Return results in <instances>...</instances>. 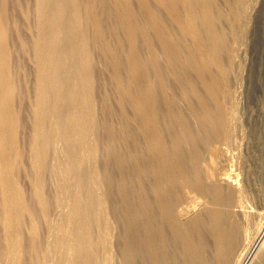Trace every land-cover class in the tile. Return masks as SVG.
<instances>
[{
	"label": "bare ground",
	"instance_id": "obj_1",
	"mask_svg": "<svg viewBox=\"0 0 264 264\" xmlns=\"http://www.w3.org/2000/svg\"><path fill=\"white\" fill-rule=\"evenodd\" d=\"M213 1L215 2V0H35V2L33 1L35 3L34 13L36 16V18L34 17V20L32 19L33 14L32 11L30 12L26 0H0V258L5 259L7 264L20 263L18 260L21 257L20 250L22 252V249H20L21 245L19 244V237L24 236V234L19 236V231H21L20 229L23 224V218L26 217L30 221V224H27L30 228L27 229L30 231V233L28 232V237L32 239L34 235L36 237V234H39V231L34 234L35 228L33 224H37V222L34 223L32 221L33 218H31L35 211L31 216L30 212L32 211L27 208L28 204H25L23 200L25 198L22 197V192H20L22 187L20 188L17 186L18 184L15 183L17 179L15 180L16 177H14L15 165H17L18 158L22 156V151L19 156L18 150L16 149L18 148L16 147V142L17 135L19 133H17V127L20 125L19 115H21L20 112H22L23 109L27 108L26 105L29 106L28 103L30 102V99H32L28 91L29 89L26 87L28 78L25 61H30V59H32V64L35 67L34 70H36V86L34 89L35 97L33 96L35 99L34 108H30L29 106L28 110L31 111L29 115L26 114L25 117L26 125L29 123L28 125L31 129V131H29L30 133L28 132L29 138L32 141L30 143H34L32 145H38L37 141L44 136V126L48 125V121H51L49 118L54 112L52 111V107H54L52 103L56 104L57 102L53 97H57L56 99L58 100L60 97L58 96L60 88L62 86H71L67 96H65V94V97H63L68 100V103L66 101L67 104H70L72 108H75L77 111L75 112L78 113L79 117H76V114L73 113V117L71 119L69 118V123L67 121V123L71 124L70 126L72 127L68 125L71 131H69L68 136H66V141L70 145L74 142V140H76L74 138L77 136L74 137V135L77 129H79V124L89 130L87 133H91L93 131L97 134L98 138L95 136V133L94 138L99 140V150L102 155L101 172H99L101 175L99 178L102 176L101 179L106 186V196L103 199L107 198L113 203V212L121 226V234L120 239L118 240L119 245L117 249L121 258L120 263L250 264L247 263V261L250 258L249 256L252 251L258 247L262 233L261 230H257L258 228L256 229L254 227L255 219H257V214L255 213L257 211H255V213H251V210L246 211V200H243V194L241 195L238 191L239 187L233 184L232 186L228 182L232 175V173H230L231 169L227 172L228 170L225 168H228V166H225L224 168L223 165L225 163L222 164V158H225L224 151L227 152L228 150H224L221 145L224 146L228 143L227 138L229 136L227 137V131L231 126V120L229 118V115L231 114L228 111L229 109L227 110L226 108L227 105L225 106L227 99L225 100V92L224 89H222L224 86L222 87L221 78H224L226 81V76H224V74L220 75L221 68L219 69V64L221 62L219 63V60L223 59H220L219 57L220 52L222 53L221 50L223 49V46L226 50L227 44L225 43L226 45H223V43L226 36L228 40L229 32H227V35L223 33L225 36H221L223 29L219 31L220 35L216 33L218 27L217 30L215 27H221V25L224 24H221V22V25H215L218 21L220 22V14L217 17L218 21H216L217 18L215 13L217 14V12L214 13V11H218L220 8L216 5L218 3L214 5ZM236 4L239 3L236 2ZM236 4L234 5L235 8ZM229 5L232 4H228L226 6L228 7ZM244 5L246 4L244 3ZM214 7L218 10H214ZM241 9L243 10V8ZM237 10H232V13L237 12ZM238 12L240 11L238 10ZM241 13L240 15L243 16L244 14L242 15ZM228 14H230V12ZM226 15H224V17H227ZM236 17H238V13ZM222 18L221 14V21L224 20V18L223 20ZM234 18L232 20H234ZM30 19L35 21V29L33 28L32 31L30 30L32 28L29 24ZM237 19L238 18H236V21H240V17L238 20ZM32 20L31 22H33ZM242 22L240 23L242 24ZM223 23H227V21ZM230 24H232V22ZM234 24H236L235 20L232 25L234 26ZM237 25L238 23L235 26L237 27ZM240 27L239 29H241ZM229 29L231 30L233 27H230ZM235 30H238V28ZM241 30H243V26ZM10 40H13L12 42L14 44V46L11 47L14 48L12 49V51L14 50L13 53L19 52L22 54L21 59L23 58L22 60L18 58L14 66L11 65L12 63L10 64V56H12L10 55V50L8 48ZM34 40H37L35 41L37 43V47L36 52L33 51L34 53L31 58V56H28V52L30 46L33 44L35 45ZM86 43L88 45L89 43H92V45L97 48L99 53L98 55L101 64L97 71L98 75L101 74L103 77L105 72H107L108 75V77L102 78V80L100 79L98 82V86L102 92L100 96L101 106L99 105L100 113H98L100 115V119L98 122L94 119L95 114L93 115V111L91 110L93 105H91V101L93 102L91 99V91L94 88H92V82L94 83V81H92L91 61L89 58L90 55H88L89 53ZM13 44L11 43V45ZM34 45L32 47H34ZM32 47L30 48L31 50ZM227 48L228 52L226 53H229L230 46L227 45ZM19 53L17 55H19ZM223 54H221V56H223ZM226 55L228 54H225L223 58ZM229 56L231 58V55ZM234 57L236 58V56ZM228 59H226V61ZM227 62H229V60ZM223 64L220 65L226 71L227 68L222 66ZM232 67H234V65ZM222 71L223 70H221V73ZM225 71L223 73H227ZM12 73L17 75V80L11 77ZM222 75L224 77H222ZM71 83L73 85H71ZM107 85L112 87L111 91L113 97H109L106 93ZM98 90L99 89H97V92H99ZM64 91L62 92L64 93ZM52 98L54 99L52 101L56 102L50 103ZM61 99L62 98L60 97V100ZM61 102L62 100L59 103L61 104ZM48 104L52 105L51 114L49 113L50 110H48ZM67 104L65 106H67ZM56 107L54 108L56 109ZM68 107L69 106L66 107V110ZM71 107L68 109L70 110ZM60 108L62 107L58 106V109ZM24 111L25 110H23L22 114H25L26 111ZM59 111H61V109ZM62 112L61 114L63 116L66 115L64 114L65 112ZM55 113L56 112H54L53 115H55ZM53 115L52 117H54ZM22 118L23 116L20 117L21 121L24 120ZM79 119L80 121L81 119L83 120V122L81 121L83 124L81 122L79 123ZM56 122L55 118V124L53 125L58 126ZM50 125L52 126V124ZM22 126H20V129L23 130ZM63 126H65V124ZM59 127L61 130V125H59ZM64 128L65 127H63V129ZM51 130L50 134L52 135L54 128H51ZM24 132L26 136L27 128ZM22 133L19 135L24 136V133ZM78 133L79 135L85 134V132ZM50 134L48 135L47 133V136L45 133L47 136L45 140L47 142V146L51 145L52 137ZM64 135L65 134L63 133L61 136L62 138H60L62 141L65 140V138H63ZM86 135L87 134L83 136L84 140L87 139L85 137H88ZM83 137L81 139H83ZM88 139L90 140V138ZM43 140L44 139L41 141ZM57 141L53 138L52 144ZM62 141H58L59 144ZM21 142L23 143V141ZM86 142L89 143V141ZM76 144L79 145V143ZM69 145L66 148H62V146L58 148L59 150H67L68 148L67 152L72 154L71 148L74 150L75 145L73 144L74 146L72 145L73 147L71 148V145ZM52 146L54 147V145H51V149ZM32 147L34 148V146ZM75 148L77 153L79 150L77 151V147ZM31 149H29L30 152ZM47 149H49V147L46 148V150ZM90 149L92 150L91 147ZM34 150V152L32 151L34 155H32L35 157V160H39L43 150L40 152V150H37L36 147ZM61 150L58 151L59 156L60 154L63 155L65 152L64 150L62 153ZM96 151L97 149L94 148L93 155L98 153V151ZM47 152L49 153V151ZM68 153L67 155H69ZM75 155L72 156L75 157ZM88 155L91 156L92 154ZM44 156L46 157L48 155H45L44 153ZM77 156L75 158H78ZM74 157H70V159L73 160ZM84 157H86V155ZM67 158L69 159V157ZM67 158L65 160H60L59 163L61 164V161H66ZM57 159L59 158L56 157V161ZM88 159L87 162H90V158ZM38 160L36 161L38 162ZM42 160L40 159L39 161ZM82 160L84 161V159ZM82 160L80 159L77 162V160L75 161L74 159L73 162H77L78 164H76L80 165L81 163L79 162ZM227 161L228 160L226 158V162ZM223 162H225V159ZM32 163L30 164L32 165ZM64 163L63 165H59L60 167L62 166V169L63 166L66 165ZM230 163H226V165H230ZM38 164L40 163H37L36 168L39 169L41 164ZM82 164L80 166H82ZM68 165H70V163L66 166ZM77 165L76 168L71 170L78 179L74 178L75 176L72 178L78 180V185L82 187V190H84L85 193H83L85 194V197H83V195V199L80 201L82 197L78 196L80 200L75 201L73 200L75 197L72 196L74 203L77 202L79 206H83L84 210L83 212L82 210L81 212L76 211V209L79 208L76 203L75 206H77V208H73L75 210V213H73L74 215L72 217L67 216L70 221L68 220L65 222L67 229L70 225H67L66 223L70 222V224L73 223L74 225L73 231L70 227L68 230L72 231L71 235L67 233V231L65 232L64 229L65 233L74 238L73 243H75L74 245H71L74 247H72V250L74 249V258H71L72 260L68 258V260L71 261L70 264H78L81 260L79 258L83 256L82 254L87 251L91 253L89 250L90 239L87 235L89 233H86L88 230H86L87 223L85 218L86 214L88 216L89 208H91V199L93 196L95 197L96 194L91 187L92 180L94 179L92 177L94 174L92 177L90 176L91 173L89 175L87 172L86 173L89 176L83 175L84 172L81 175L83 170L80 167L82 171L79 173V166L77 167ZM33 166L35 167V164ZM57 166H53L52 168L55 167V170ZM17 167L18 171L21 170L19 169V166ZM42 168H40V171ZM69 168L66 167L65 169L69 170ZM22 169L23 170L21 171H24L23 165ZM62 169H60L61 172L65 173ZM61 172H59V174ZM69 172L71 171L69 170ZM259 172L260 171H258V173ZM16 174H18V172ZM233 175L238 177L239 174H236L235 172ZM65 178L64 180H67ZM58 179L60 178L58 177ZM70 180L72 182L71 178ZM94 180L96 181L97 179L95 178ZM38 181H40V179L34 183L36 188V197L32 199L37 200V204L41 207H36L38 211H41L37 214L40 215L41 213L42 215L43 213L44 215L46 214L45 211L48 209L45 204L47 200H45L42 196V190H40L41 187H39L41 184L39 183L40 185H38ZM67 183L69 184V179ZM74 183L75 182H73V184ZM94 183L95 182H93V185ZM235 184H238L237 181ZM76 185L74 188L72 186V188L75 189ZM96 185L98 186V184ZM64 186L69 187L66 183ZM234 186L238 190L234 188ZM32 187H34V185H32ZM81 187L79 189H81ZM64 188L62 186V189ZM73 189L70 190L68 188V190L72 191V193ZM56 190L58 191L59 189L56 188ZM76 192H78V190H76ZM80 192L81 191L79 190V193ZM79 193L77 194L79 195ZM67 197L68 195L66 198ZM101 197L98 198L97 196V200L100 199L101 201ZM30 201H28V203ZM72 203L69 205H72ZM69 205L67 206L68 208L70 207ZM30 206H33V203ZM94 206L97 208V205ZM94 206H92V209ZM98 206L102 205L100 204ZM67 207L65 206L64 208ZM99 208L101 209V207ZM71 209L72 207H70V212H72ZM66 211L68 212V210ZM94 211L96 212L97 210L94 209ZM93 214V212L91 213V216L89 214V218L92 219V216H94ZM26 218L25 223H28ZM39 218L42 219V216ZM64 220L66 221V216L63 221ZM44 223H46V221ZM95 224L97 223L95 222ZM257 224L258 225L256 226H260L259 223ZM261 226L260 229L263 228V226ZM37 227L36 229H39ZM90 227L92 228V226ZM59 228H56L55 231L53 227L54 231L52 229L51 230L53 233H57L60 232L57 231ZM51 230H49V232ZM61 230L63 231V227H61ZM91 230L92 229H90V231ZM65 233H61L63 234V239L68 237ZM30 238L26 239L29 240ZM42 238L44 237L42 236ZM100 239L103 238L101 237ZM69 240L71 241L70 238ZM103 240L101 241L104 242ZM101 241H99V243ZM28 242L25 243L27 244ZM34 242H29V244ZM36 242L38 244L39 241ZM59 242L62 243V241ZM66 242L67 241H64L63 243ZM71 243L72 242H70V244ZM93 243L94 242H92V244ZM44 244L46 247V244L49 243L47 241ZM24 245H22V247ZM39 245L41 244L39 243ZM59 245L61 246L60 243ZM96 245L94 244L93 247ZM54 246L53 248H55ZM41 247L40 250L43 251L44 249H41ZM65 247L67 248V246ZM65 247L63 245V248ZM34 248L36 249L37 247ZM23 249L25 250L26 248ZM35 249H33V251ZM60 249L59 253L62 252V255H64L65 252L63 253ZM36 250L39 252V249ZM47 250L44 252L46 255L49 252ZM66 250L69 251L68 248ZM51 252L53 253L52 250ZM33 253L31 254L32 256ZM59 253L57 250V255L53 253L52 257L61 255V253ZM70 253L71 252H69V254L67 253L68 256ZM24 254L26 253H23V256ZM36 255L38 256V254ZM43 255H41L42 259ZM27 256L29 257L30 255L26 254L25 258L28 259ZM65 257L63 258L64 260ZM85 257L87 256L85 255ZM46 258L49 259L48 257ZM85 259L88 258H82L80 261L81 264L86 261ZM105 259L107 260V258ZM252 259L253 261L251 264H264L263 251L259 250ZM39 261L35 263L37 264ZM92 261L91 264L93 263ZM22 262L21 264H23ZM43 262L44 261L39 263L43 264ZM46 262L47 261H45V264ZM57 262L59 263V260ZM87 262L89 263L90 261ZM1 264H3V261ZM60 264H62L61 260ZM83 264H85V262Z\"/></svg>",
	"mask_w": 264,
	"mask_h": 264
},
{
	"label": "rangeland",
	"instance_id": "obj_2",
	"mask_svg": "<svg viewBox=\"0 0 264 264\" xmlns=\"http://www.w3.org/2000/svg\"><path fill=\"white\" fill-rule=\"evenodd\" d=\"M35 0H26V2H27V4H28V8H29V10H30V12L32 11V19H34V17L36 18V16H35ZM238 2L239 4H236V2ZM241 1V2H240ZM243 0H215V2H214V5L216 4V3H218V4H216L217 6H219L218 8H220L219 10L216 8V7H214L215 9L214 10H218L219 11V13H218V11H214V13L215 12H217V14L215 13V15H216V18L219 16V14H220V16H219V20H220V22L218 21V18H217V20L216 21H218L217 23H215V25L216 24H220L221 22V24H224V25H221V27L220 26H216L215 27V29L217 30V27H218V32L219 31H221L222 29V31L223 32H221V36H223L224 34H228L227 32H229V34H230V36H229V34H228V40H227V36L225 37V39H224V37H223V39L225 40L224 41V43H223V45L226 43L228 46H230V49L232 50H230L229 49V53H226V52H228V48H227V45H226V50H225V47L223 46V49L221 50L222 51V53L220 52V59H223V60H219V63L220 64H223V63H226V64H223L222 66H224L225 68H227L226 69V71L224 70V68H222L221 67V65L219 64V69H220V75L221 74H224V76H226V81H225V79L224 78H221V81H222V89H224V92L226 93H224V96H225V100H226V102H225V106H226V108H227V110L229 111V113L231 114V115H229V118H230V120H231V126H230V128H228V131H227V133H228V135H227V142L228 143H226V145H221V147L222 148H224V150L226 149V150H228L227 152H225L224 151V157L225 158H222L223 160L225 159V162H223V160H222V164H224L223 166H224V168H225V166L227 167L228 166V168H225L226 170H228L227 172H229L230 170L229 169H231V171H230V173H232V175H233V173H235L236 172V174L238 173L239 175H238V177H236V175L234 176H232L231 175V177H230V180L228 181L231 185L233 184V185H235V186H237V187H239V190L234 186V188H236L239 192H240V194L242 195V197H243V200L245 201V208H246V211L248 210V211H250L251 210V213H255V211H257L255 214H257V219H255V222H254V227L257 229V230H261V233H262V235H261V238H260V241H259V243H258V247H256L255 248V250H253L252 251V253H251V255L249 256L251 259L255 256V254L259 251V250H262L263 251V253H264V0H244L243 2H242ZM246 1V2H245ZM25 2V3H26ZM227 2H228V4H232V5H229L228 7L226 6V5H228L227 4ZM234 3V4H233ZM243 3V4H242ZM244 3L246 4V5H244ZM250 3V4H249ZM236 4V8H235V5ZM221 5V6H220ZM238 5V6H237ZM240 5V6H239ZM230 6H232V7H230ZM242 6H244V7H242ZM237 7H241V8H243V10L241 9V8H237ZM231 8H232V10H234L235 9V11L238 9L240 12H238V10H237V12H235V11H233V12H235V13H232V10H231ZM244 8H245V10H244ZM222 10V11H221ZM228 10V11H227ZM247 10V11H246ZM249 10V11H248ZM220 11H221V13H220ZM224 12V13H223ZM230 12V14H228ZM242 12V13H241ZM244 12V13H243ZM237 13H238V17H236V15H237ZM240 13L244 16H241L240 15ZM246 13V14H245ZM221 14H222V17L224 18V20H223V18H222V20L223 21H221V19H220V17H221ZM227 14V15H226ZM233 14V15H232ZM235 14V15H234ZM224 15H226L227 17H224ZM231 15H232V17H231ZM248 16V17H247ZM231 19H230V18ZM235 17V18H234ZM239 17H240V21L238 20L239 19ZM226 18H227V20H226ZM234 18V20H235V23L237 24L238 23V25L239 24H241L240 22H242V24L241 25H237V27L235 26L236 24H234V26L232 25L233 23H234V20H232ZM236 18H238L237 20L239 21H236ZM242 18V19H241ZM246 18V19H245ZM32 19H30V21H29V24L32 26V28L30 29L31 31H32V29L34 28L35 29V19L34 20H32ZM31 20L33 21V22H31ZM228 20H230V21H228ZM244 20H245V22H244ZM227 21V23H223V22H226ZM228 22H232V24H230V23H228ZM250 22V23H249ZM32 23H33V25H32ZM249 23V24H248ZM227 24V25H226ZM229 25H230V27H233V29H229L230 27H229ZM232 25V26H231ZM34 26V27H33ZM241 26V27H240ZM242 26H243V30H241L242 29ZM221 29H220V28ZM225 27V28H224ZM234 27H236V28H238V30H239V32H238V30H235L236 28H234ZM239 27L241 28V29H239ZM247 27V28H246ZM26 29V28H25ZM220 29V30H219ZM226 29V30H225ZM27 30V29H26ZM228 30V31H227ZM234 30V31H233ZM243 31V32H241V31ZM216 31V33L218 34V35H220V32L218 33ZM231 31V32H230ZM224 33V34H223ZM232 33V34H231ZM225 36V35H224ZM236 38V39H235ZM241 40H240V39ZM243 39V40H242ZM226 40H227V42H226ZM233 40V41H232ZM234 40H236V41H234ZM240 40V41H239ZM13 40H10V43H9V45H8V48H9V50H10V55H12V56H10V64L12 65V66H14L15 65V63H16V61L18 60V58H20L21 59V57H22V54L21 53H19V55H17L18 53H13V51H12V49H14V48H11V47H13L14 46V44H13V42H12ZM35 41H37V40H34V42ZM242 41V42H241ZM243 41H244V43H243ZM34 42H32V43H34ZM228 42H229V44H228ZM230 42H231V45H230ZM233 42V43H232ZM238 42V43H237ZM11 43L13 44V45H11ZM30 45H32V44H30ZM34 45V44H33ZM32 45V46H33ZM37 45V43L35 42V45H34V47H32V46H30V48L32 47V50L29 48V52H28V56H31V58H32V54L34 53V52H36V46ZM88 44L86 43V47H88L87 48V50H88V55H90L89 56V58H90V61H91V71H92V81H94V83L92 82V91H91V99L93 100V102L91 101V105H92V108H91V110L93 111V115H94V119L96 120V122H98L99 121V119H100V115L98 114V113H100V106H101V102H100V96H101V94H102V92H101V90H100V88H99V86H98V82H99V80L101 79L102 80V78H106V77H108V75H107V72H105V74H104V76L102 77L101 76V74H99L98 75V69H99V67H100V64H101V62H100V58H99V53H98V51H97V48L96 47H94L93 45H92V43H89V45L87 46ZM90 45H92V46H90ZM232 46V47H231ZM92 47V48H91ZM236 47V48H235ZM240 49H239V48ZM33 48H34V50H33ZM235 48V49H234ZM90 49V50H89ZM224 50H225V53H224ZM32 51V52H31ZM34 51V52H33ZM91 53H90V52ZM224 53V54H223ZM231 53V54H230ZM221 54H223V56L225 55V54H228V55H226L224 58H223V56H221ZM16 55V56H15ZM229 55H231V58H230V56ZM234 56H236V58L234 57ZM227 57V58H226ZM228 57H229V59H228ZM98 58V59H97ZM16 59V60H15ZM23 59V58H22ZM21 59V60H22ZM29 59V58H28ZM226 59H228L229 60V62H227L226 61ZM12 60V61H11ZM243 60V61H242ZM27 61V62H26ZM25 61V66H26V69H27V85H26V87H27V89H29L28 91H29V94L31 95V97H32V99H30V102L28 103L29 104V106H30V108L32 107V108H34V103H35V99H34V97H35V91H34V89H35V86H36V84H35V82H36V70H34L35 69V67H34V65L32 64L33 62H32V59H30V61L29 60H26ZM225 61V62H224ZM13 62H14V64H13ZM233 62H234V64H233ZM93 64V65H92ZM241 64V65H240ZM32 65V66H31ZM99 65V66H98ZM230 65V66H229ZM234 65V67H232V66ZM238 65V66H237ZM231 67V68H230ZM33 68V69H32ZM95 68H97V69H95ZM236 70V71H234V70ZM221 70H223L222 71V73H221ZM228 70V71H227ZM227 72V73H223V72ZM230 71V72H229ZM233 71V72H232ZM29 72V73H28ZM35 72V73H34ZM232 74V75H231ZM12 76V78L13 79H15V80H17L18 79V77H17V75L14 73H12L11 74ZM99 76V77H98ZM223 75H222V77H224ZM231 76V77H230ZM242 76V77H241ZM223 79H224V81H223ZM229 79V80H228ZM230 80H231V82H230ZM228 81V82H227ZM231 84H230V83ZM72 83H75V82H72ZM71 83V85H73ZM223 84H225V85H223ZM98 87V88H97ZM225 87H226V90H225ZM62 88V89H61ZM60 88V92H58L59 93V95L58 96H60L62 99V102H61V104L59 103L61 100H60V97H59V99L58 100H60V101H58L55 97H53L56 101H52V100H54L53 98L49 101L50 103H52V102H56V104L55 103H52L53 104V106L54 107H56V109L54 108V107H52V105L50 104H48V106H49V108H48V110H50L49 111V113L51 114L52 113V111H54V112H56L55 113V115H53L54 114V112L52 113V115L54 116V117H52V115L50 116V118H49V120L51 119V121H48V125H45L44 126V130H43V134H44V136H42V138L41 139H39L38 141H37V144L39 145H32V144H34V143H30V142H32L31 141V139L29 138V134H28V132L29 131H31V129H30V127H29V123L26 125V120H25V117H26V114H28L29 115V113H30V111L31 110H28V105H26V107L27 108H25V109H23V110H25L24 112H25V114H22L23 113V110H22V112H20L21 113V115H19V124L20 125H18V127H17V133H18V135H17V142H16V147H18V148H16L17 150H18V153H19V156H20V153H21V151H22V153H21V155L22 156H20L19 158H20V160H19V158H18V162L20 163H18L17 162V165H15V175H14V177H16L15 178V180L17 179V181L15 182L16 184H18L17 186L18 187H22V189L20 190V188H19V190H20V192H22L21 194H22V197L23 198H25V199H23L24 200V202H25V204L27 205V208H29L30 209V211H32V212H30L31 213V216H32V213H34V211H35V213L33 214V216L31 217V218H33L32 219V221L35 223V222H37V224H33V226H34V234H36L37 233V231H39L38 233L39 234H36L37 236L35 237V235L33 236V238L31 239L30 237H28L29 236V233H30V231L29 230H27L28 228H29V224H30V221H29V219H27L26 217V220L28 221V223H25V218H23L22 220V223L24 224V226H23V224H22V227H21V231H19L20 233H19V236H21L22 234H24V236H21V237H19V244L21 245L20 247V249H22V252H21V250H20V254H21V257H20V255H19V264H21V262L24 264H34L35 262H37V261H39L40 259H42V257H41V255H45V257H44V255H43V259L44 258H46V257H48L49 259H42L41 261H39V262H42V261H44L43 262V264H45V261H47L46 262V264H50V262H51V264L53 263V264H55V263H57V264H60V260H61V263L62 264H70L71 263V261L70 260H68V258L69 259H73L74 258V253H73V251H74V249L72 250V247L73 246H71V245H74L75 243H73L74 242V238H72V236H70L71 234H72V231H73V227H74V225H73V223H71L70 224V222H68V223H66L67 225L69 224L70 226H68V229H67V226H65V222H67L68 220H69V217H72L74 214L73 213H75V210L73 209V208H77V206L79 207V208H77L76 209V211H79V212H81V210H82V212H83V210H84V208H83V206H79L78 205V203H77V206H75V204L76 203H74V201L73 200H80V198L78 197V196H80V197H82L83 195V197H85V192H84V190H82V187L81 186H79L78 185V180H75L74 178H76V179H78L77 178V176L75 175V174H73V171L71 170V169H73V168H76V165L78 164L77 162H78V160H82V159H84V161L82 160V161H80L79 163H83L82 164V166H80V165H77V167L79 168V173H81V171H82V173H81V175L83 174V172H84V174L83 175H87V176H89L90 175V173H91V177L93 176V174H94V176H96V177H92V178H96L97 180L95 181L94 179L92 180V183H91V187H92V189L96 192V194H95V197L93 196L92 197V199H91V204H90V206H91V208H89V212H88V216H87V214H86V223L88 224H86V230H88V231H86V233H89V234H87L88 235V238L90 239L89 240V242H90V251H91V253L89 252V251H87L86 253H84V254H82L83 256L81 257V258H79V259H81L82 260V258L84 259V258H88V259H85L86 261H84L85 262V264H86V262L87 261H90L89 263L87 262V264H91V261L93 262L92 264H122V263H120V261H121V258H120V255H119V251H117V249H118V245H119V239H120V234H121V226H120V224H119V222H118V220H117V217H116V215L114 214V212H113V203L110 201V200H108L107 198H105V199H103L105 196H106V186H105V184L103 183V181H102V176H101V178H99V176L101 175V173H99V172H101V164H102V155L100 154L101 152H100V150H99V147H100V144H98L99 143V140L97 139L98 137H97V134L95 133V132H93V134H92V132L91 133H87V132H89V130L88 129H86L85 127H83L81 124H79V125H81V126H79L78 125V127H79V129H77V131L75 132V135H74V137H76V138H74V139H76V140H74V142H72L74 145H75V147H77V151L79 150H83L82 152L80 151V154H79V151L76 153V151H75V147H74V150H72L73 148H71V147H73L74 145L71 143L70 145L67 143V137L66 136H68V134H69V131H71L70 130V127H72V126H70L71 124H68L69 123V121H70V119L73 117V113H75L76 114V117H79L78 116V113H76L77 111L75 110V108H72L71 106H70V104H67L68 103V100H66V98H64L65 96H67V94L69 93V90H70V88H71V86H62ZM64 88V89H63ZM69 88V89H68ZM228 88V89H227ZM97 89H99L98 91L99 92H97ZM32 90V91H31ZM67 92H65V91ZM112 87L110 86V85H107V89H106V93L109 95V97H113V94H112ZM31 91V92H30ZM62 91H64V93L62 92ZM94 91V92H93ZM228 91V92H227ZM62 93H63V95H62ZM100 93V94H99ZM228 93V94H227ZM66 94V95H65ZM65 95V96H64ZM93 95V96H92ZM227 95V96H226ZM230 95V96H229ZM241 95V96H240ZM34 96V97H33ZM64 96V97H63ZM227 97V98H226ZM241 97V98H240ZM65 101H64V100ZM34 101V102H33ZM64 101V102H63ZM66 101H67V103H66ZM233 101V102H232ZM96 102V103H95ZM235 102V103H234ZM57 103H58V105H57ZM228 103H229V105H228ZM31 104V105H30ZM33 104V105H32ZM62 104H63V106H62ZM67 104V106H69V107H71L72 109H73V111H72V109L70 108V110L67 108V110H66V107L67 106H65ZM97 104V105H96ZM232 104H233V106H232ZM56 105V106H55ZM100 105V106H99ZM232 106V108H231V106ZM58 106H60V107H65V108H60L61 109V111H59L60 109H58ZM94 106V107H93ZM51 107H52V111H51ZM29 108V109H30ZM58 109V110H57ZM65 109V110H64ZM94 109V110H93ZM56 110V111H55ZM58 111V112H57ZM63 111V112H62ZM67 111H68V113H67ZM71 111V112H70ZM76 111V112H75ZM231 111V112H230ZM61 112L62 113H64V114H66V115H62L61 114ZM60 113V114H59ZM70 113V114H69ZM67 114H68V117H67ZM234 114V115H233ZM60 115V116H59ZM70 115H71V117H70ZM23 116V118L22 119H24V120H22L21 121V119H20V117H22ZM56 116V117H55ZM58 116V117H57ZM66 116V117H65ZM75 116V115H74ZM60 117H62V118H64V119H62V118H60ZM235 117V118H234ZM53 118H54V120H53ZM55 118H56V123H57V125L58 126H56V125H53V124H55L54 122H55ZM60 118L61 119V121H60V119L58 120V119ZM70 118V119H69ZM65 120H66V122H65ZM229 120V121H230ZM235 120V121H234ZM21 121V122H20ZM25 121V122H24ZM52 121H54V122H52ZM59 121V122H58ZM65 123H64V122ZM67 121H68V123H67ZM81 121L83 122V120L81 119ZM80 121V119H79V123L81 122ZM50 122V123H49ZM52 122V123H51ZM81 122V123H82ZM50 124H52V126L50 125ZM65 124V126H63ZM67 124V125H66ZM83 124V123H82ZM23 125V126H22ZM59 125H61V130H60V127H59ZM68 125L70 126V127H68ZM20 126H22V128H23V130L22 129H20ZM28 126V127H27ZM51 126V127H50ZM55 126H56V128H55ZM65 127L64 129H63V127ZM67 126V127H66ZM24 127H25V130H24ZM57 127H59V128H57ZM239 127V128H238ZM26 128H27V133H26V136H25V132L24 131H26ZM45 128H46V130H45ZM51 128H54V132H55V134H54V132H52V135L50 134V132L52 131L51 130ZM69 130H68V129ZM83 128V129H82ZM20 129V130H19ZM57 129H58V131H57ZM19 130V131H18ZM67 130H68V132H67ZM80 130V131H79ZM84 130H87V131H84ZM61 131H64V132H61ZM66 131V132H65ZM82 131V132H81ZM24 134H23V133ZM46 133V135H47V133H48V135L50 134L51 135V145H54V147L52 146V149L50 148L51 147V145L50 146H47V142L45 141L46 140V137L48 136H46L45 135V133ZM78 132H80V133H84L85 132V134H87L86 136H88V137H85V138H90V140L88 139H85L84 140V135L82 134H80L79 135V133ZM232 132H233V134H232ZM23 134L24 136H22V135H19V134ZM30 133V132H29ZM57 133H58V137H57ZM65 134L64 136H63V138H65V140H61L60 138H62L61 136H62V134ZM78 133V134H77ZM94 133H95V136L97 137V138H94L95 136H94ZM236 133V134H235ZM28 134V135H27ZM77 134V135H76ZM55 135H56V137H55ZM60 135V136H59ZM92 135H93V137H92ZM19 136V137H18ZM21 136H22V138H23V140H22V138H21ZM81 136V137H80ZM83 137V139H81ZM232 137V138H231ZM21 138V139H20ZM53 138H54V140L55 141H57L58 139H60V140H58L59 142L60 141H62L60 144H59V142L57 143V142H55L54 144H52L53 143ZM56 138V139H55ZM79 138H80V140H79ZM25 139V140H24ZM26 139H27V141H26ZM30 139V140H29ZM42 139H44L43 141H41ZM78 139V140H77ZM92 139H93V142H92ZM96 140H98V141H95ZM21 141H23V143L21 142ZM46 143H45V142ZM85 141V142H84ZM86 141H89V143L88 142H86ZM233 141V142H232ZM21 143V144H19V143ZM39 142V143H38ZM64 142H65V144H64ZM79 143V145L78 144H76V143ZM80 142H81V144H80ZM84 142V143H83ZM57 143V144H56ZM91 143V144H90ZM28 144V145H27ZM43 144V145H42ZM55 144H56V146H55ZM64 144V145H63ZM70 146V148H71V152H72V154L70 153H68L67 152V150H68V148H67V150H65V152H64V150L62 149H60L61 150V152L63 153L64 152V156L62 155V154H60V156H59V152L58 151H60L59 150V148H60V146H62V148H66V147H68V145ZM94 144H98V145H93ZM19 145V146H18ZM23 147H22V146ZM27 145V146H26ZM57 145H60V146H57ZM67 145V146H66ZM73 145V146H72ZM78 145V146H77ZM85 146V148H84V146ZM88 145V146H87ZM26 146V147H25ZM31 148H33L32 146H34V148L36 147V149L37 150H40V152H42V150H43V152L41 153V158H39V160L41 159H43L45 156H44V153H45V155H48V156H46L42 161H39L38 159H36V160H38V162L35 160V157L33 156L34 154H33V152L35 151L34 150V148L33 149H31ZM45 148H48L49 147V149H47L46 150V148L44 149L43 147ZM64 146V147H63ZM82 146V147H81ZM226 146V147H225ZM24 147H25V150H24ZM38 147H39V149H38ZM56 147V148H55ZM59 147V148H58ZM79 147V148H78ZM89 147V148H88ZM90 147L92 148V150L90 149ZM98 147V148H97ZM228 147V148H227ZM23 148V149H22ZM43 148V149H42ZM57 148H58V150H57ZM84 148V149H83ZM86 148H88V149H86ZM94 148H96L97 149V151H98V153H96L95 155H93V149ZM29 149H31V152H30V150ZM236 149H238V150H236ZM24 150V151H23ZM45 150V151H44ZM54 150V151H53ZM86 152H85V151ZM91 150V151H90ZM29 151V152H28ZM33 151V152H32ZM47 151H49V153L47 152ZM96 151V152H97ZM25 152H26V154H25ZM56 152V153H55ZM90 152H92V153H90ZM51 153V154H50ZM54 153H55V157H54ZM67 153L69 154V155H71V156H69V155H67ZM74 153V154H73ZM75 153H76V155H75ZM225 153H227V154H225ZM33 154V155H32ZM81 155V156H79V155ZM84 154V155H83ZM88 154H92L91 156L93 157H91V156H89ZM24 155V156H23ZM27 155V156H26ZM58 155V156H57ZM67 155V157H69V159L67 158V160L66 161H68V162H66V161H61V164L59 163L60 162V160H65L66 158H65V156ZM72 155H75V157L77 156L78 158H75L74 156H72ZM86 155V157H84ZM64 157V158H62V157ZM89 156V157H88ZM96 156V157H95ZM228 156V157H227ZM33 157H34V159H33ZM43 157V158H42ZM56 157L57 158H59V159H57V161H56ZM61 157V158H60ZM70 157H74V159H75V161L77 160V162H73L74 161V159L72 160V159H70ZM240 157V158H239ZM23 158V159H22ZM25 158V159H24ZM32 158V159H31ZM38 158V157H37ZM88 158H90V162L88 161L87 162V159ZM226 158H227V162H226ZM21 159H22V161H21ZM46 159V160H45ZM93 159H94V161H93ZM96 159V160H95ZM232 159V160H231ZM44 160H45V163H44ZM71 162H70V161ZM89 160V159H88ZM231 161V163H230V161ZM54 161V162H53ZM97 161V162H96ZM22 162H23V164H22ZM32 162H34V163H32ZM36 162V163H35ZM42 162H43V164H42ZM64 164H69L70 163V165H68V166H63V169L59 166V165H63V163ZM86 162H87V164H86ZM30 163H32V165L30 164ZM37 163H40V164H38V165H40L41 167L40 168H42L41 169V171H40V168L38 169V168H36L37 167ZM72 163V164H71ZM76 164V165H74V164ZM226 163H230V165L229 164H227L226 165ZM35 164V167L33 166ZM58 166H57V165ZM21 165V166H20ZM22 165H23V168H24V171H21V170H23L22 169ZM74 165V166H73ZM85 165V166H84ZM87 165V166H86ZM260 165V166H259ZM263 165V166H262ZM17 166H19L20 168L19 169H21V170H19L18 171V167ZM31 166V167H30ZM33 166V167H32ZM53 166H57V168L54 170V168H52ZM71 166H72V168H71ZM89 166V167H88ZM60 167V168H59ZM66 167H70L69 168V170L71 171V172H69V170L68 169H65ZM82 168V170H81V168ZM232 167V168H231ZM262 167H263V169H262ZM32 168H34V169H32ZM59 168V169H58ZM86 170H85V169ZM89 168V169H88ZM31 169H32V171H31ZM37 169V170H36ZM52 169V170H51ZM60 169H62V171L64 170L65 171V173L64 172H61V170ZM261 169V170H260ZM17 170V171H16ZM35 170V171H34ZM57 170V171H56ZM58 170H59V172H61L60 174H59V172H58ZM66 170H68V171H66ZM95 170V171H94ZM21 171V172H20ZM38 171V172H37ZM48 171V172H47ZM232 171H234V172H232ZM258 171H260L259 173H260V175L262 176H260L259 175V173H258ZM18 172V174H16ZM35 172H37V173H35ZM52 172H53V174H52ZM69 174H73V175H68L67 173ZM89 174H87V173ZM24 173V174H23ZM57 174V175H55V174ZM36 174V175H35ZM65 174V175H64ZM98 176H97V175ZM18 175V176H17ZM45 175V176H44ZM55 175V176H54ZM59 175V176H58ZM62 175V176H61ZM50 176V177H49ZM64 176V177H63ZM75 176V177H74ZM14 177H13V179H14ZM18 177H19V179H18ZM36 177V178H35ZM40 177V178H39ZM57 177V178H56ZM58 177L60 178V179H58ZM63 177V178H62ZM66 177V178H65ZM72 177H74V178H72ZM233 177H235V178H233ZM62 178V179H61ZM64 178L65 179H67V180H64ZM70 178L72 179V182H71V180H70ZM98 178H99V180H98ZM261 178V179H260ZM38 179H40V181H38L37 183H38V185H40L41 184V186H39V187H41L40 188V190H42L41 191V193H42V196H43V198L45 199V200H47L46 202H45V204H46V206H47V210L45 211L46 212V214H44L45 215V217H44V215H43V213H42V215H41V213H40V215H38L39 214V212H41V211H38V207L39 208H41L40 206H39V204H37L38 202H37V200H33L34 199V197H36V188H35V181H37ZM57 179V180H56ZM68 179H69V184L67 183L68 182ZM235 180V182H234V180ZM240 179V180H239ZM52 182H51V181ZM58 180H60V181H58ZM64 180V181H63ZM57 181V182H56ZM67 181V182H66ZM236 181H237V183L238 184H235L236 183ZM240 181V182H239ZM248 181V182H247ZM22 182V183H21ZM62 182V183H61ZM71 182V183H70ZM73 182H75L74 184H73ZM93 182H95L96 184H98V186L94 183V185H96V186H94L93 185ZM99 182V183H98ZM234 182V183H233ZM242 182H244V183H242ZM40 183V184H39ZM53 183V184H52ZM57 183V184H56ZM60 183V184H59ZM67 184L69 187H67V186H64V184ZM76 183H77V185H76ZM104 185H103V184ZM21 184V185H20ZM59 184V185H58ZM70 184H73V185H70ZM242 186H241V185ZM20 185V186H19ZM32 185H34V187H32ZM49 185V186H48ZM60 185H62L63 186V188L64 189H62V186H60ZM76 185V188L75 189H73L74 188V186ZM232 185V186H233ZM245 185V186H244ZM31 186V187H30ZM45 186V187H44ZM59 186V187H58ZM72 186H73V188H72ZM241 186V187H240ZM81 187V189H79ZM94 187V188H93ZM49 188V189H48ZM56 188L57 189H59L58 191L56 190ZM62 190H61V189ZM68 188L70 189V190H72L73 189V193H72V191H69L68 190ZM78 188V189H77ZM248 188V189H247ZM35 189V190H34ZM67 189V190H66ZM241 189H242V193H241ZM61 190V191H60ZM65 190V191H64ZM76 190H78V192H76ZM79 190L82 192H80L79 193ZM245 192H244V191ZM25 193H24V192ZM34 191H35V193H34ZM65 193H64V192ZM66 191H68V192H66ZM75 191V192H74ZM105 191V192H104ZM249 191V192H248ZM84 192V193H83ZM94 192V193H95ZM97 192H98V194H97ZM103 192H104V195H103ZM58 193V194H57ZM62 193V194H61ZM67 193H71L70 195L69 194H67ZM77 193H79V195L77 194ZM34 194V195H33ZM63 194H64V196H63ZM81 194V195H80ZM245 194V195H244ZM263 194V195H262ZM25 195V196H24ZM57 195H58V197H57ZM62 197H61V196ZM68 195V197L66 198V196ZM45 196H47V197H45ZM60 196V197H59ZM72 196L73 197H75L74 199L72 198ZM97 196H98V198H100L101 196V201L103 202H101L100 201V199H98L97 200ZM100 196V197H99ZM248 196V197H247ZM83 197L81 198V200L80 201H82V199H83ZM33 198V199H32ZM48 198V199H47ZM60 200H59V199ZM70 198V199H69ZM77 198H79V199H77ZM95 198V199H94ZM30 199H31V201H30ZM36 199V198H35ZM73 199V200H72ZM33 200V201H32ZM51 200V201H50ZM67 201V203H66V201ZM69 200V201H68ZM97 200V201H96ZM28 201H30L29 203H28ZM35 201V202H34ZM59 201V202H58ZM63 201V202H62ZM70 201H71V203H72V205H69V204H71L70 203ZM98 201H99V203H98ZM248 201V202H247ZM65 202V203H64ZM101 202V203H100ZM260 202V203H259ZM32 203H33V206H30V205H32ZM256 203V204H255ZM259 205H258V204ZM30 204V205H29ZM62 204V205H61ZM70 206V207H72V209H71V211L72 212H70V207L68 208L67 206L68 205ZM102 205V206H98V205ZM255 204V205H254ZM37 205V206H36ZM94 205H97V208H95V206ZM249 205V206H248ZM30 206V207H29ZM58 206H60V207H58ZM62 206H63V208H62ZM67 207V208H64V207ZM92 206H94L93 207V209H92ZM105 208H104V207ZM259 206V207H258ZM37 207V208H36ZM99 207H101V209L99 208ZM103 207V208H102ZM251 207H252V209H251ZM34 208H35V210H34ZM81 208V209H80ZM32 209V210H31ZM80 209V210H79ZM94 209L95 210H97L96 212L94 211ZM261 209V210H260ZM39 210H41V209H39ZM66 210H68V212L66 211ZM90 210H93V211H90ZM110 210V211H109ZM99 211V212H98ZM44 212V213H45ZM63 212V213H62ZM66 214H65V213ZM94 213L93 215L94 216H92V219L91 218H89V214H90V216H91V213ZM261 212H263V213H261ZM38 213V214H37ZM70 215H69V214ZM71 213H72V215H71ZM99 213V214H98ZM103 213V214H102ZM259 213H260V215H259ZM37 214V215H36ZM68 214V215H67ZM50 215V216H49ZM66 216V221L64 220L63 221V219L65 218V216ZM99 215V216H98ZM36 216V217H35ZM40 216H42V219L41 218H39ZM67 216H69V217H67ZM260 216V217H259ZM36 219H35V218ZM37 217H38V220H37ZM63 217V218H62ZM75 217H77V216H75ZM94 217V218H93ZM262 217V218H261ZM62 218V219H61ZM78 218V217H77ZM89 218V219H88ZM261 218V219H260ZM76 219V218H75ZM93 219H95V220H93ZM35 220H37V221H35ZM41 220V221H40ZM46 221V223H44L45 221ZM50 220V221H49ZM61 220V221H60ZM91 220H93V221H91ZM107 220V221H106ZM26 221V222H27ZM70 221V220H69ZM88 221H89V223H88ZM104 221V222H103ZM256 221H258V222H256ZM39 222H40V224H39ZM55 222V223H54ZM60 222V223H59ZM61 222H62V224H64V225H62L61 224ZM64 222V223H63ZM95 222L97 223V224H95ZM257 223H259V225L261 226H263V228H261L260 229V226H256V225H258ZM26 224V225H25ZM28 224V225H27ZM51 224H52V226H51ZM60 224H61V227H63V231L61 230V227H60ZM35 225H36V227H37V225H38V227L37 228H39V229H36V227H35ZM39 225H40V227H39ZM43 227H42V226ZM50 225V226H49ZM56 226V228H59V229H57V231H60V232H54L53 233V227H54V229H55V231H56V228H55V226ZM26 226V227H25ZM90 226H92V228L90 227ZM261 226V227H262ZM24 227V228H23ZM45 227H46V229H45ZM48 227V228H47ZM72 228L70 231H68L70 228ZM23 228V229H22ZM42 230H41V229ZM88 228H90V229H92L91 231H90V229H88ZM111 228V229H110ZM25 229V230H24ZM30 229V228H29ZM53 231H52V230ZM64 229H65V232L67 231V233H69L70 235H68L67 233H65L64 232ZM67 229V230H66ZM95 229V230H94ZM107 229V230H106ZM26 230H27V233H26ZM49 230H51L52 231V233H51V231L49 232ZM97 230V231H96ZM90 231V232H89ZM263 231V232H262ZM29 232V233H28ZM43 232V233H42ZM94 232V233H93ZM97 232V233H96ZM108 232V233H107ZM46 233V234H45ZM60 233V234H59ZM61 233H65L66 234V236H68V237H66L65 239H63V234H61ZM50 234V235H49ZM53 234V235H52ZM56 234H57V236H56ZM62 237H60L59 235ZM94 234V235H93ZM103 234V235H102ZM38 235H39V237H38ZM45 235H47V236H45ZM52 235V236H51ZM55 235V236H54ZM102 235V236H101ZM27 236V237H26ZM42 236L45 238H42ZM53 236H54V240H53ZM60 237V239H59V237ZM91 236V237H90ZM104 236V237H103ZM22 237H23V239H22ZM51 237H52V239H51ZM103 238V239H105V240H103V239H100V238ZM26 238H30L29 240L28 239H26ZM37 238H38V240H37ZM57 240H56V239ZM69 238L71 239V241L69 240ZM263 238V239H262ZM63 239V240H62ZM93 241H92V240ZM96 239V240H95ZM22 240V241H21ZM25 240V241H24ZM30 240H32V241H30ZM34 240H35V242L36 241H39L38 242V244H37V242H36V245H35V242H34ZM41 240V241H40ZM50 240V241H49ZM54 241V243H53V241ZM98 240V241H97ZM101 240H103L104 242H102ZM261 240H262V242H261ZM24 241V242H23ZM34 242V243H31V244H29V242ZM48 241V243L49 244H46L47 246L45 247V244L44 243H46ZM51 241H52V243H51ZM57 241V242H56ZM59 241H62V243L61 242H59ZM64 241H67L66 243H63ZM69 241V242H68ZM94 242L93 244H92V242ZM99 241H101L100 243L102 244H100L99 243ZM23 244H22V243ZM25 242H28L27 244H28V246H27V244L25 243ZM43 244H42V243ZM70 242H72L71 244H70ZM96 242H98V243H96ZM39 243L41 244V245H39ZM50 243H51V245H50ZM57 243V244H56ZM59 243L61 244V246L59 245ZM25 244V245H24ZM35 246H34V245ZM53 244V245H52ZM56 244V245H55ZM66 244V245H65ZM69 246H68V245ZM96 245V246H94L93 247V245ZM22 245H24L23 247H22ZM39 245V246H38ZM52 247H50V246ZM55 245V246H54ZM63 245H64V247L65 246H67V248H68V250L69 251H67L65 248H63ZM41 246H43V247H41ZM53 246L55 247V248H53ZM56 246H57V250H58V253H59V249L60 248H63V249H60V251H63V253L65 252H67L68 254H69V252H71L70 253V255L68 256V254H67V256H66V254L64 253V255H62V252H60L61 253V255H58V256H55V257H52L53 256V253L54 254H56V252H57V250H56ZM103 246H104V248H103ZM260 246V247H259ZM31 247V248H30ZM34 247H37L36 249H39V252L34 248ZM40 247H41V249L43 248L44 250L42 251V250H40ZM49 247V248H48ZM96 247H97V249H96ZM102 247V248H101ZM23 248H26L25 250L23 249ZM45 248H47V249H45ZM50 248H51V250L53 251V253L51 252V250H50ZM59 248V249H58ZM74 248V247H73ZM30 249V250H29ZM31 249H32V252H31ZM33 249H35L34 251H33ZM49 251L48 253H47V255H46V253H44L45 251ZM56 250V251H55ZM66 250V251H65ZM71 250V251H70ZM102 250V251H101ZM27 251V252H26ZM30 251V252H29ZM43 253H42V252ZM98 251V252H97ZM35 253V255H34V253ZM36 252H38V253H36ZM97 252V253H96ZM23 253H26L27 255H30L29 257H28V259L27 258H25V256H26V254H24V256H23ZM33 253V256L31 255ZM41 255H40V254ZM59 253V254H60ZM36 254H38V256L36 255ZM51 254V255H50ZM91 254V255H90ZM40 255V256H39ZM57 255V254H56ZM85 255L87 256V257H85ZM104 255H105V257H104ZM107 255V256H106ZM22 256H23V258H22ZM34 256H35V258H34ZM37 256V257H36ZM49 256H51V257H49ZM63 256V257H62ZM66 256V257H65ZM81 256V255H80ZM79 256V257H80ZM89 256V257H88ZM118 256V257H117ZM253 256V257H252ZM38 257H40V258H38ZM59 257V258H58ZM65 257V260L63 259ZM92 257V258H91ZM93 257H94V259H93ZM95 257H96V259H95ZM22 258V259H21ZM38 258V259H37ZM54 258V259H53ZM105 258H107V260L105 259ZM248 259V261H247V263H252V261H253V259L251 260V259ZM53 259V260H52ZM55 259H57V260H55ZM62 259H63V262H62ZM71 259V260H72ZM79 259H78V261H79ZM105 259V260H104ZM22 260V261H21ZM32 260V261H31ZM48 260H49V262H48ZM52 260V261H51ZM59 260V263L57 262ZM67 260V261H66ZM80 260V261H81ZM96 260V261H95ZM119 260V261H118ZM2 261H3V264H4V262H5V264H7V261L5 260V259H2V258H0V262L2 263ZM34 261V262H33ZM64 261H65V263H64ZM70 261V262H69ZM79 261V263L78 264H81V262ZM105 261H107V262H105ZM29 262V263H28ZM37 263V264H41V263ZM55 262V263H54ZM83 262V261H82ZM83 262V263H84ZM105 262V263H104ZM0 263V264H1ZM82 263V264H83ZM36 264V263H35Z\"/></svg>",
	"mask_w": 264,
	"mask_h": 264
}]
</instances>
